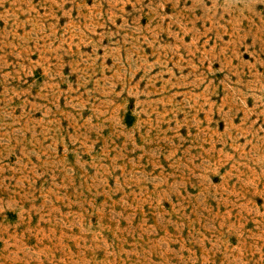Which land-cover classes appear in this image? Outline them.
Segmentation results:
<instances>
[{
	"label": "rangeland",
	"instance_id": "1",
	"mask_svg": "<svg viewBox=\"0 0 264 264\" xmlns=\"http://www.w3.org/2000/svg\"><path fill=\"white\" fill-rule=\"evenodd\" d=\"M0 264H264V0H0Z\"/></svg>",
	"mask_w": 264,
	"mask_h": 264
}]
</instances>
